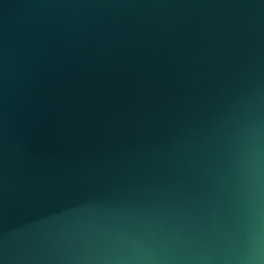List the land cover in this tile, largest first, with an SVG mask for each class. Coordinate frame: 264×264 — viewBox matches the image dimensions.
I'll return each mask as SVG.
<instances>
[{
	"label": "water",
	"instance_id": "obj_1",
	"mask_svg": "<svg viewBox=\"0 0 264 264\" xmlns=\"http://www.w3.org/2000/svg\"><path fill=\"white\" fill-rule=\"evenodd\" d=\"M0 264H264V0H0Z\"/></svg>",
	"mask_w": 264,
	"mask_h": 264
}]
</instances>
